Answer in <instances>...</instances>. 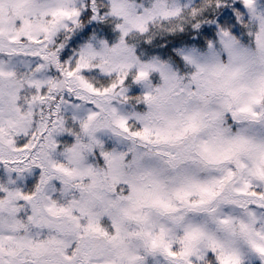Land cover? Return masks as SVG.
<instances>
[{"label":"snow or ice","instance_id":"obj_1","mask_svg":"<svg viewBox=\"0 0 264 264\" xmlns=\"http://www.w3.org/2000/svg\"><path fill=\"white\" fill-rule=\"evenodd\" d=\"M0 264H264V0H0Z\"/></svg>","mask_w":264,"mask_h":264},{"label":"trees","instance_id":"obj_2","mask_svg":"<svg viewBox=\"0 0 264 264\" xmlns=\"http://www.w3.org/2000/svg\"><path fill=\"white\" fill-rule=\"evenodd\" d=\"M144 1V2H143ZM149 0H134L135 3L143 4L148 3ZM151 1V0H150ZM106 0H98V3L104 4ZM83 19V18H82ZM84 27L77 30L75 33L71 34V38L68 40L65 48V59H69L73 56L79 48L89 41V39L95 35L97 38L106 39L109 42L114 41L116 38V33L112 30L111 23L98 24L97 22L91 21L90 16L87 19H83ZM205 35L209 34V29L207 26L204 28ZM187 40L188 37L184 34L179 36H157L153 41L152 46L141 45V48H151L154 54H163L172 45L178 43L180 40ZM166 45V47H160V45Z\"/></svg>","mask_w":264,"mask_h":264},{"label":"rangeland","instance_id":"obj_3","mask_svg":"<svg viewBox=\"0 0 264 264\" xmlns=\"http://www.w3.org/2000/svg\"><path fill=\"white\" fill-rule=\"evenodd\" d=\"M107 1V0H106ZM144 2V1H143ZM151 1L149 0L148 3H143L142 5L147 6ZM184 2H187V0H184ZM138 4V3H137Z\"/></svg>","mask_w":264,"mask_h":264}]
</instances>
